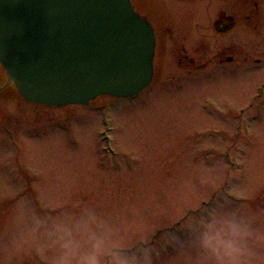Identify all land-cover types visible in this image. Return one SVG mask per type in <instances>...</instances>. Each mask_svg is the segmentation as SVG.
I'll return each mask as SVG.
<instances>
[{
  "label": "rangeland",
  "instance_id": "374dc122",
  "mask_svg": "<svg viewBox=\"0 0 264 264\" xmlns=\"http://www.w3.org/2000/svg\"><path fill=\"white\" fill-rule=\"evenodd\" d=\"M143 2L188 26L197 54L249 45L264 60L262 6L258 33L222 36L203 26L225 0ZM178 45L132 96L48 108L4 94L0 264H264V63L188 75Z\"/></svg>",
  "mask_w": 264,
  "mask_h": 264
},
{
  "label": "water",
  "instance_id": "95a60500",
  "mask_svg": "<svg viewBox=\"0 0 264 264\" xmlns=\"http://www.w3.org/2000/svg\"><path fill=\"white\" fill-rule=\"evenodd\" d=\"M154 53L153 28L130 0H0V64L27 100L136 94Z\"/></svg>",
  "mask_w": 264,
  "mask_h": 264
},
{
  "label": "flooded vegetation",
  "instance_id": "af4514ba",
  "mask_svg": "<svg viewBox=\"0 0 264 264\" xmlns=\"http://www.w3.org/2000/svg\"><path fill=\"white\" fill-rule=\"evenodd\" d=\"M225 2H228V5L224 7L221 6L218 8V10L215 12V17L211 19L210 23H205L206 26H203L204 29H208L210 27L213 28V30L220 34H225L228 31H232L236 28L237 25H245L253 29L255 32H259L261 29L260 21L263 16L261 12V6L264 9V0H225ZM146 14L150 16V18L153 20L156 19L152 12L147 9ZM194 19L193 16H190ZM157 27H156V33L160 36V40L167 39L168 37H171L176 31L178 32V40L180 41V48L182 49V52L180 53L177 64L180 69H183L184 71H187L188 73H192L194 71L204 69L209 66L211 54L209 50L206 49V47H203L202 50H199L201 53L197 54L195 51L194 43L192 41L189 42V49L185 47L184 43V37L186 35V30L188 29V26L185 28L183 26L181 29L173 30L167 22L165 21H158L156 20ZM167 23V24H165ZM200 24H196L197 26ZM204 24V23H203ZM188 33L190 36H193V33L190 34V30L188 29ZM167 37V38H166ZM188 37V36H186ZM185 37V38H186ZM193 40V37H192ZM235 44V43H234ZM249 47H255V46H238V45H231V46H225V48L222 50V52H229L230 50H236L237 52H234L235 55L232 54H226L218 55L216 54L214 57H212L213 62H217L218 64H225L228 62L231 63H248V64H259L264 63V60L262 57H250V52H255V49H248ZM259 47V46H257ZM193 49V51L191 50ZM264 53V50L262 51V54ZM223 54V53H222ZM261 54V55H262ZM264 56V55H263ZM205 57V58H202ZM241 57V58H240ZM252 67V66H251ZM2 70H0V86L4 85V80ZM4 89V88H3ZM4 111H8V109L4 110V92L1 93L0 96V129H4Z\"/></svg>",
  "mask_w": 264,
  "mask_h": 264
}]
</instances>
